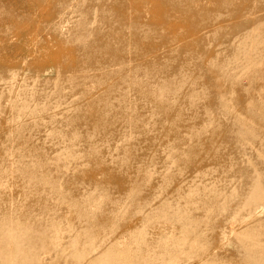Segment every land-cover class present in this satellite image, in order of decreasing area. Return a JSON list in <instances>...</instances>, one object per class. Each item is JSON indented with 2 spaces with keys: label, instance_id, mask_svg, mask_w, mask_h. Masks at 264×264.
<instances>
[{
  "label": "rangeland",
  "instance_id": "rangeland-1",
  "mask_svg": "<svg viewBox=\"0 0 264 264\" xmlns=\"http://www.w3.org/2000/svg\"><path fill=\"white\" fill-rule=\"evenodd\" d=\"M0 264H264V0H0Z\"/></svg>",
  "mask_w": 264,
  "mask_h": 264
}]
</instances>
